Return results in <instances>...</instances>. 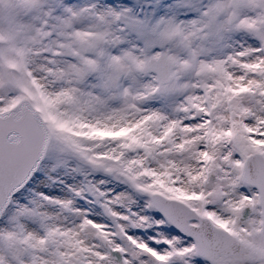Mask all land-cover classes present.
<instances>
[{
  "label": "snow or ice",
  "instance_id": "snow-or-ice-1",
  "mask_svg": "<svg viewBox=\"0 0 264 264\" xmlns=\"http://www.w3.org/2000/svg\"><path fill=\"white\" fill-rule=\"evenodd\" d=\"M0 264H264V0H0Z\"/></svg>",
  "mask_w": 264,
  "mask_h": 264
}]
</instances>
